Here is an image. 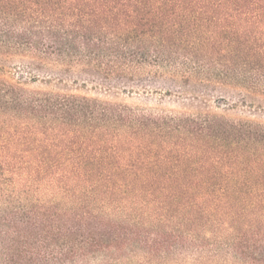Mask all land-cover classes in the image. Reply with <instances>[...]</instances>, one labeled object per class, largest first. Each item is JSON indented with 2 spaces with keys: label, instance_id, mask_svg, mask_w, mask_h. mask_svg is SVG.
<instances>
[{
  "label": "trees",
  "instance_id": "trees-1",
  "mask_svg": "<svg viewBox=\"0 0 264 264\" xmlns=\"http://www.w3.org/2000/svg\"><path fill=\"white\" fill-rule=\"evenodd\" d=\"M0 54L264 95V0H0ZM0 191V264H264V122L0 77Z\"/></svg>",
  "mask_w": 264,
  "mask_h": 264
},
{
  "label": "rangeland",
  "instance_id": "rangeland-1",
  "mask_svg": "<svg viewBox=\"0 0 264 264\" xmlns=\"http://www.w3.org/2000/svg\"><path fill=\"white\" fill-rule=\"evenodd\" d=\"M0 77L18 82L29 91L86 95L159 114L208 112L232 120L264 122V95L224 84L205 85L192 81L188 84L181 78L168 74L104 78L95 72L78 68L70 71H33L25 68L21 58H5L0 54ZM46 189L43 186L38 191V197L42 200L51 199L60 205H71L62 194L51 195ZM33 196L36 197V194ZM6 202L0 197V205H5ZM91 264H97V261H92Z\"/></svg>",
  "mask_w": 264,
  "mask_h": 264
}]
</instances>
